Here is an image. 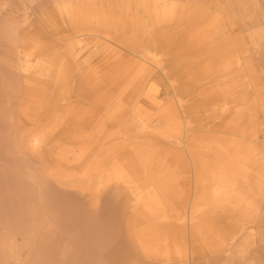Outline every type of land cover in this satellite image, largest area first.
Segmentation results:
<instances>
[{"label":"rangeland","instance_id":"374dc122","mask_svg":"<svg viewBox=\"0 0 264 264\" xmlns=\"http://www.w3.org/2000/svg\"><path fill=\"white\" fill-rule=\"evenodd\" d=\"M44 1L0 0V264H264V0Z\"/></svg>","mask_w":264,"mask_h":264},{"label":"bare ground","instance_id":"6f19581e","mask_svg":"<svg viewBox=\"0 0 264 264\" xmlns=\"http://www.w3.org/2000/svg\"><path fill=\"white\" fill-rule=\"evenodd\" d=\"M11 1V0H10ZM34 0H28V4L27 5H32ZM46 1V0H45ZM44 1V2H45ZM56 2V1H55ZM36 3V2H35ZM52 4V3H51ZM14 7V6H13ZM7 8V7H6ZM45 9V8H44ZM10 12V11H9ZM27 14V17H29V14L28 12L26 13ZM43 21V20H41ZM43 24L45 25V21H43ZM36 25L34 23H32L31 25H29V27L22 33V43H20V47L24 49H29V47L31 46V44H33V42L35 41V38L37 37V33H36ZM42 31V30H41ZM40 34V33H39ZM45 39V38H44ZM33 40V41H32ZM47 41V39L45 40ZM2 42V41H1ZM4 43V42H3ZM45 44V43H44ZM140 46V45H139ZM146 46V45H145ZM27 52H29V50H26ZM135 51V50H134ZM158 56V55H157ZM168 70V69H167ZM16 109V108H15ZM42 111V110H41ZM42 127V125H41ZM45 128V127H44ZM43 130V129H42ZM29 140V139H28ZM27 139L26 140H23V144L25 146V148L27 149H30V146H29V141ZM35 141V139H34ZM35 143V142H34ZM6 177V176H5ZM109 177V176H108ZM112 179V178H111ZM109 188V187H108ZM1 197V196H0ZM104 200V199H103ZM109 200V199H108ZM107 200V201H108ZM97 217V216H96ZM95 218V217H94ZM87 219V218H86ZM14 220V219H13ZM103 221V220H102ZM91 223V222H90ZM89 223V225H90ZM87 225V224H86ZM96 225V224H95ZM103 225V224H102ZM85 226V225H84ZM93 226V225H92ZM99 226V225H98ZM94 235V234H93ZM4 244V243H3ZM5 246V244H4ZM90 250V249H89ZM85 251V250H84ZM81 253V252H80ZM86 253V252H85ZM82 255V254H81ZM86 255V254H85ZM89 255V254H88ZM91 255V254H90ZM81 257V256H79ZM85 258V257H84ZM79 259V258H78ZM45 260V259H44ZM81 262V261H80Z\"/></svg>","mask_w":264,"mask_h":264},{"label":"crops","instance_id":"0c3cea01","mask_svg":"<svg viewBox=\"0 0 264 264\" xmlns=\"http://www.w3.org/2000/svg\"><path fill=\"white\" fill-rule=\"evenodd\" d=\"M209 247H213V248H214V247H216V245L209 246ZM217 248H218V247H217ZM216 260H217V259H216ZM211 264H222V261H219V262H216V261H215V262H211Z\"/></svg>","mask_w":264,"mask_h":264}]
</instances>
